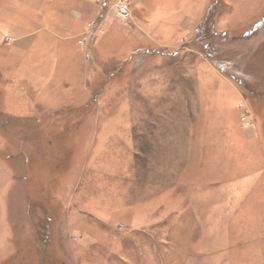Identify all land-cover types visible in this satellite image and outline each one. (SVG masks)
<instances>
[{"label": "rangeland", "instance_id": "1", "mask_svg": "<svg viewBox=\"0 0 264 264\" xmlns=\"http://www.w3.org/2000/svg\"><path fill=\"white\" fill-rule=\"evenodd\" d=\"M0 264H264V0H0Z\"/></svg>", "mask_w": 264, "mask_h": 264}, {"label": "built area", "instance_id": "2", "mask_svg": "<svg viewBox=\"0 0 264 264\" xmlns=\"http://www.w3.org/2000/svg\"><path fill=\"white\" fill-rule=\"evenodd\" d=\"M118 13L123 18H128L130 15V8L126 2H120L118 7ZM93 35V33H92Z\"/></svg>", "mask_w": 264, "mask_h": 264}]
</instances>
